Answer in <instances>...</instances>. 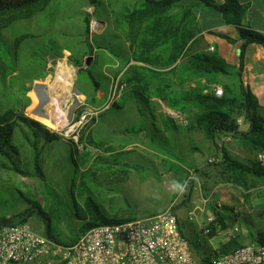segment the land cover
I'll return each instance as SVG.
<instances>
[{
  "label": "rangeland",
  "instance_id": "374dc122",
  "mask_svg": "<svg viewBox=\"0 0 264 264\" xmlns=\"http://www.w3.org/2000/svg\"><path fill=\"white\" fill-rule=\"evenodd\" d=\"M139 5L140 0H101L98 6L89 0H48L44 7L23 15L0 17V111L22 113L61 137L48 143L27 125L16 127L18 165L30 176L16 172L3 160L7 167L0 166V218L38 204L55 216L60 239L71 243L85 224L78 214L82 216L80 210L88 199L108 219L145 218L174 204L183 231L193 242H197L199 226L219 214L221 222L216 217L212 224L214 236L200 244L203 256L217 255L219 246L234 237L249 244L264 233V180L249 176L248 189L243 190L221 174L218 142L229 143L223 141L226 136L213 143L188 114L187 126L173 127L167 102L154 98L151 107L142 106L125 95L129 86L110 104L118 80L125 82L129 71L143 66L134 59L127 23L117 22L118 14ZM87 15L91 16L89 36L85 34ZM197 26L198 30V20ZM199 51H203L199 45L190 44L189 54ZM168 54L167 48L157 53L160 57ZM89 57L93 61L87 68ZM78 63L89 72H80ZM67 71L73 80L70 88L56 93L58 80ZM161 71L177 83L175 93L195 85L183 86L169 69ZM38 85H45L43 95L48 100L44 106ZM217 87L224 91L220 85L212 86V91ZM85 110L99 114L79 134L76 144L65 131ZM246 150L244 160L233 159L251 166L264 153ZM37 167L43 178L34 176ZM180 183H184L182 188ZM189 211L195 212L194 222L188 220ZM29 224L45 233L46 225L39 217L34 216Z\"/></svg>",
  "mask_w": 264,
  "mask_h": 264
},
{
  "label": "trees",
  "instance_id": "16d2710c",
  "mask_svg": "<svg viewBox=\"0 0 264 264\" xmlns=\"http://www.w3.org/2000/svg\"><path fill=\"white\" fill-rule=\"evenodd\" d=\"M89 1L93 6H98L101 2V0ZM198 1V5L195 6L186 4L183 0H140V5L135 10L127 11V14H118L117 22L125 21L130 29L129 38L134 59L143 64L127 73L124 83L129 86V90L125 95L148 108L152 106V100L157 98L167 102L172 110L192 115L196 127L213 143L222 136H232L246 148L264 152V111L257 97L245 87L243 82L247 49L251 44L264 47V36L245 25L247 7L243 6L240 0ZM47 2L48 0H0V17L23 15L37 7H44ZM199 6L219 13L227 25L236 27L240 32L243 44L239 54V66L231 65L217 52L207 51L205 39L199 38L203 30L200 26L197 30ZM176 8H181L180 13L174 12ZM90 30L91 16L87 15L85 17L87 36L90 35ZM220 36L229 43L235 44L233 39ZM193 43L199 45L203 51L189 54L190 44ZM166 48L169 49L167 57L157 55ZM77 66L80 67V72H89L87 69H81L79 63ZM162 69H169L171 77L183 86L195 85L183 93H175L173 88L177 83L168 79ZM89 79L95 82L92 74H89ZM214 85L224 88L222 97L215 96L212 91ZM114 107L118 106L114 105ZM239 118H243L250 125L248 131L240 130ZM170 121L176 128L173 121ZM20 124L27 125L36 135L43 134L48 143L60 140L61 137L50 134L40 123L22 113L16 114L14 110L5 113L0 111V166L7 167L3 161L6 160L16 172L28 175L18 165L19 152L14 145L16 127ZM34 149L38 151L35 144ZM217 166L223 176L243 190L248 189L246 178L249 176L264 180V169L258 162H252L251 166L241 163L233 159L225 149H222V157ZM37 171L34 176L43 178L39 167ZM183 186L184 183H180L179 187ZM80 212L82 216L78 214V218L85 224L81 228L79 237L71 243L60 239L56 231V223L54 225L55 216L45 213L38 204L12 217H1L0 231L29 223L30 219L37 216L46 225L44 233L46 237L58 245L71 246L94 227L136 220V218L108 219L92 199L87 200L85 208ZM214 215L217 217L216 222H221L219 214L214 213ZM180 224L182 235L186 237L182 223ZM213 228L214 226L211 225V237L214 236ZM253 242L264 244V233H259ZM189 243L198 264H210L212 258L231 253L243 246L238 237H234L222 243L216 252L217 255L210 257L202 255V247L198 242L189 240Z\"/></svg>",
  "mask_w": 264,
  "mask_h": 264
},
{
  "label": "built area",
  "instance_id": "2783aa9c",
  "mask_svg": "<svg viewBox=\"0 0 264 264\" xmlns=\"http://www.w3.org/2000/svg\"><path fill=\"white\" fill-rule=\"evenodd\" d=\"M127 84L118 80L110 104L119 99ZM216 97L223 89L215 88ZM168 117L177 126L189 124L188 115L168 109ZM99 113L85 110L72 119L65 131L78 144L79 134ZM245 124L243 118L238 125ZM232 136L223 138L230 142ZM215 163L216 160H211ZM264 169V153L258 155ZM195 212H188L194 222ZM216 216L199 226L197 242L203 244L210 236ZM180 217L172 204L157 215L118 224L102 225L90 229L71 246L58 245L29 223L0 231V264H198L189 240L182 235ZM210 264H264V244L251 242L235 251L212 258Z\"/></svg>",
  "mask_w": 264,
  "mask_h": 264
},
{
  "label": "crops",
  "instance_id": "0c3cea01",
  "mask_svg": "<svg viewBox=\"0 0 264 264\" xmlns=\"http://www.w3.org/2000/svg\"><path fill=\"white\" fill-rule=\"evenodd\" d=\"M217 1L224 2V0ZM240 3L247 7L245 25L264 36V0H240ZM197 13V20L203 30L202 35L205 36L207 51L217 52L231 65L239 66V54L243 41L238 29L227 25L222 16L213 10H205L199 6ZM220 35L233 39L235 44L229 43ZM243 82L245 87L257 97L264 111V47L262 45L251 44L248 47ZM249 127L250 125L245 122L241 126V131H248ZM218 143L221 151L219 156H222V149H225L232 158L235 157L239 160H244L248 156L246 148L236 139L224 145ZM195 237L197 239L198 233L195 234Z\"/></svg>",
  "mask_w": 264,
  "mask_h": 264
},
{
  "label": "bare ground",
  "instance_id": "6f19581e",
  "mask_svg": "<svg viewBox=\"0 0 264 264\" xmlns=\"http://www.w3.org/2000/svg\"><path fill=\"white\" fill-rule=\"evenodd\" d=\"M68 69V68H67ZM63 72V71H62ZM69 72H71V71H69ZM68 71L66 72L67 74H66V77L65 78H62V77H60L59 78V80H58V83H57V86H56V88H57V91H55L56 93H61V91L62 92H64V90H67V89H69L70 87V85H71V83H72V81L73 80H71L70 78H71V73H69ZM69 74V75H68ZM60 75V74H59ZM64 75V74H63ZM64 77V76H63ZM56 85V84H55ZM40 89V99H41V101H40V105L41 106H44L45 105V102H46V99L47 98H45L44 97V95H43V92H42V89L41 88H39ZM62 94V93H61ZM38 97V96H37ZM48 100V99H47ZM52 100V99H51ZM54 104V103H53ZM51 119H53L52 117H50Z\"/></svg>",
  "mask_w": 264,
  "mask_h": 264
},
{
  "label": "water",
  "instance_id": "95a60500",
  "mask_svg": "<svg viewBox=\"0 0 264 264\" xmlns=\"http://www.w3.org/2000/svg\"><path fill=\"white\" fill-rule=\"evenodd\" d=\"M92 61H93V57H89L88 60H87V64H86V67L87 68L90 67V65L92 64ZM38 86H39V88L42 89V92H44L45 85H38Z\"/></svg>",
  "mask_w": 264,
  "mask_h": 264
}]
</instances>
